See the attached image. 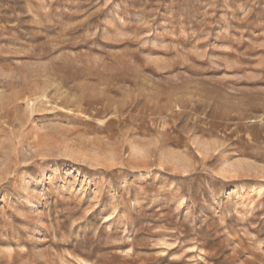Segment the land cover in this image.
<instances>
[{
    "label": "rangeland",
    "instance_id": "374dc122",
    "mask_svg": "<svg viewBox=\"0 0 264 264\" xmlns=\"http://www.w3.org/2000/svg\"><path fill=\"white\" fill-rule=\"evenodd\" d=\"M0 264H264V0H0Z\"/></svg>",
    "mask_w": 264,
    "mask_h": 264
}]
</instances>
